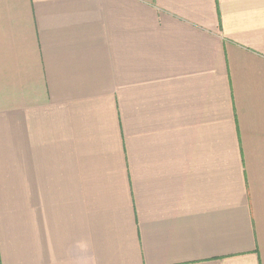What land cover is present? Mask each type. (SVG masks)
I'll return each mask as SVG.
<instances>
[{"label":"crops","instance_id":"1","mask_svg":"<svg viewBox=\"0 0 264 264\" xmlns=\"http://www.w3.org/2000/svg\"><path fill=\"white\" fill-rule=\"evenodd\" d=\"M0 264H264V0H0Z\"/></svg>","mask_w":264,"mask_h":264}]
</instances>
